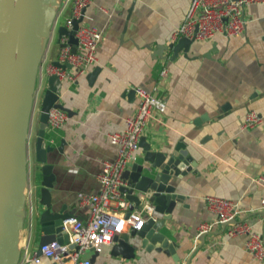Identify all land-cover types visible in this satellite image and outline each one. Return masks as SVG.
Here are the masks:
<instances>
[{"label":"crops","instance_id":"0c3cea01","mask_svg":"<svg viewBox=\"0 0 264 264\" xmlns=\"http://www.w3.org/2000/svg\"><path fill=\"white\" fill-rule=\"evenodd\" d=\"M188 3L91 0L83 10L82 23L101 30L102 38L95 50L96 61L86 72L74 81H50L67 117L60 127L46 128L42 138L51 148L44 155L52 174L50 209L61 207L79 219L85 217L87 208L76 204L75 193L97 190L101 162L112 159L116 152L108 134L124 128V119L136 106L135 94L128 97V92L140 87L161 97L164 110L151 113L126 170L142 161V145L165 152L179 142L185 145L195 170L176 182L181 204L171 210L158 229L173 243L178 264H264L244 249L243 234H225V223H214L208 231L196 234L198 223L215 218L203 197L216 195L236 201L235 218L250 223L264 242V204L260 201L264 186L256 181L264 168V3L245 6L243 15L248 22L238 36L216 34L207 40H193L186 51L182 48L173 56L169 50L153 56L156 45L177 40L172 39V33L182 22ZM69 7L67 1L55 22V32L47 40L42 72L55 59L56 28L63 26ZM96 68L89 81L87 75ZM49 76L45 75V87ZM249 110L261 116V123L239 128ZM37 114L38 110L34 112L35 131ZM33 141L34 136L29 148H33ZM30 160L33 208L30 226L24 217L19 231L16 264H56L41 255L38 263L20 261L24 247L37 253L40 231L35 219L43 207L39 164L32 155ZM159 215L156 213L155 218ZM83 255H92L91 264H177L171 254L153 248L136 247L134 255L126 258L112 254L111 244H106L98 252L87 250Z\"/></svg>","mask_w":264,"mask_h":264},{"label":"water","instance_id":"95a60500","mask_svg":"<svg viewBox=\"0 0 264 264\" xmlns=\"http://www.w3.org/2000/svg\"><path fill=\"white\" fill-rule=\"evenodd\" d=\"M57 4L58 0H0V264H16L19 258L17 242L24 220L23 190L27 177L32 92ZM81 20L82 16L72 20L70 30L58 26L57 38L66 35L68 41L75 44L73 32ZM192 41L180 37L167 45H156L152 55L161 56L163 51L169 50L173 56L182 48L186 51ZM96 71L97 68L87 75L89 81ZM52 78L56 80L55 76ZM131 95H134L132 89L127 96ZM57 99L55 86L48 82L39 102L33 141V156L41 175L39 193L43 206L36 220L40 231L38 245L52 239L65 241L60 223L62 218L70 215L61 207L55 211L50 209L51 166L44 163V155L51 149L42 141L47 128L46 112L51 106L63 109ZM141 147L142 161L122 173L126 183L120 190L129 202V209L146 200L160 215L158 218L148 217L139 229L119 232L111 244V253L128 258L134 255L136 247L153 248L171 254L178 264L173 243L158 229L171 210L181 204L182 194L175 190L176 182L187 172L194 173L191 156L182 142L165 152L152 150L147 144ZM89 258L91 260L92 255Z\"/></svg>","mask_w":264,"mask_h":264},{"label":"built area","instance_id":"2783aa9c","mask_svg":"<svg viewBox=\"0 0 264 264\" xmlns=\"http://www.w3.org/2000/svg\"><path fill=\"white\" fill-rule=\"evenodd\" d=\"M67 1L70 5L69 13L63 22L66 30L71 29L72 20L81 16L83 19V10L91 2V0H63L58 3L50 35L54 30L59 12ZM263 3L264 0H189L184 18L174 29L172 39L185 37L194 41H203L216 34L225 37L238 36L245 30L248 22L243 15L245 6ZM73 37L75 39L73 45L66 35L57 38L58 48L53 61L55 64L48 63L42 72L41 63L45 46L35 75L29 127H31L34 112L38 110L42 92L45 90V75L74 81L76 76L86 72L96 61L95 50L102 38L101 30L84 25L81 20L73 32ZM66 65L68 71H66ZM161 74H164V70ZM132 90L136 99L135 110L124 119V128L121 131L108 134L109 143L116 147V152L112 159L101 162L100 170L96 174L97 190L75 193L76 204L87 208L85 217L79 219L70 214L62 218L60 230L65 233L66 240L59 242L52 239L43 242L38 245L37 253H30L24 247L20 256L21 262L38 263L41 255L56 264H91L90 258L83 255L85 251L98 252L103 245L112 244L119 232L139 229L145 219L155 217L157 212L153 210L152 204L145 200H141L129 209V202L120 187L125 186L126 182L122 178V173L134 159L143 126L153 111L163 112L164 100L140 87L132 88ZM46 114L47 128L51 129L60 127L67 118L63 109L53 106L47 110ZM239 123V128H251L261 123V116L249 110ZM256 181L264 186V168L256 177ZM23 191V219L27 217L30 226L33 189L29 179ZM203 199L205 206L215 215V218L213 221L198 223L196 234L208 231L214 223H225L227 236L243 234V247L250 257L264 260L262 238L252 229L250 223L235 218L238 212L236 201L216 195H205ZM260 201L264 204V197Z\"/></svg>","mask_w":264,"mask_h":264},{"label":"rangeland","instance_id":"374dc122","mask_svg":"<svg viewBox=\"0 0 264 264\" xmlns=\"http://www.w3.org/2000/svg\"><path fill=\"white\" fill-rule=\"evenodd\" d=\"M59 20H60V18H58V21ZM56 26H57V24H56ZM54 32H55V30H54ZM53 37H54V33H53ZM52 45H53V42L51 43V47H52ZM52 77H53V75H50L49 77H47V80L49 79L48 82H50L51 80H54V78H52ZM34 118H35V116L33 115L32 121H31V127H30V131L31 132H30V136H29L28 141H27L28 142V148H27V158H26V161H27V163H26V169H27L26 182L28 181V179H29V182H30V176L28 175V170H29V173H31L33 171V165H32L33 161L30 160L31 159V155L33 156V148H29V147H30V143H31V141L33 139L34 132H35V119ZM29 160H30V165H29V168H28ZM35 221H36V219H35Z\"/></svg>","mask_w":264,"mask_h":264},{"label":"bare ground","instance_id":"6f19581e","mask_svg":"<svg viewBox=\"0 0 264 264\" xmlns=\"http://www.w3.org/2000/svg\"><path fill=\"white\" fill-rule=\"evenodd\" d=\"M20 243V241H18Z\"/></svg>","mask_w":264,"mask_h":264}]
</instances>
